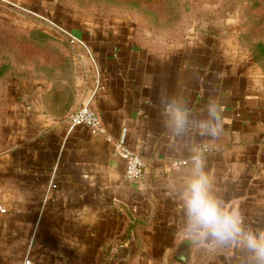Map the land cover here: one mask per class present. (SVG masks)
Here are the masks:
<instances>
[{"label":"crops","instance_id":"1","mask_svg":"<svg viewBox=\"0 0 264 264\" xmlns=\"http://www.w3.org/2000/svg\"><path fill=\"white\" fill-rule=\"evenodd\" d=\"M74 34L94 67L66 80L67 91L40 88L0 151V264H155L164 249L175 259L169 264H258L242 246L219 245L190 227L182 193L199 151L217 198L238 206L251 230L264 231L259 73L241 68L225 42L205 32L166 51L117 25ZM209 98L222 106L216 138L200 134L202 123L215 122ZM87 102L113 141L86 125L70 129V115ZM176 108L187 116L182 131L171 115ZM118 140L145 161L137 183L115 152ZM52 179L58 187L47 198ZM183 242L191 245L188 262L176 256Z\"/></svg>","mask_w":264,"mask_h":264},{"label":"rangeland","instance_id":"2","mask_svg":"<svg viewBox=\"0 0 264 264\" xmlns=\"http://www.w3.org/2000/svg\"><path fill=\"white\" fill-rule=\"evenodd\" d=\"M91 25L125 27L161 51L208 33L264 86V0H0V151L12 144L24 104L40 88L67 91L66 80L94 67L87 49L59 28L75 33ZM168 261L175 259L166 249L155 254V264Z\"/></svg>","mask_w":264,"mask_h":264},{"label":"clouds","instance_id":"3","mask_svg":"<svg viewBox=\"0 0 264 264\" xmlns=\"http://www.w3.org/2000/svg\"><path fill=\"white\" fill-rule=\"evenodd\" d=\"M206 109L215 122L202 123L200 134L216 138L224 130L222 106L209 98ZM171 115L175 119L176 130L182 131L187 123L186 113L176 108ZM191 159L194 172L182 193L190 227L219 245L242 246L252 253L258 264H264V231L251 230L238 206L230 207L217 198L214 180L206 170V160L202 153L194 151Z\"/></svg>","mask_w":264,"mask_h":264},{"label":"built area","instance_id":"4","mask_svg":"<svg viewBox=\"0 0 264 264\" xmlns=\"http://www.w3.org/2000/svg\"><path fill=\"white\" fill-rule=\"evenodd\" d=\"M59 28L62 30L64 35L68 38V40L72 44L85 47L91 58H93V55L91 54L89 47L82 38L78 37L76 34L63 27H59ZM69 122H70V129H73L74 127L79 125H86L90 128L93 134L102 135L107 139V141L110 142L114 140L112 135L108 133L106 127L102 123L98 113L90 106V102H87L86 104L82 105L77 110H75L70 115ZM114 145H115V152L126 162L127 178L132 182L135 183L139 182L143 177L144 168H145V161L143 157L120 140L114 141ZM56 170L57 169H55L53 173H56ZM57 187H58L57 183L55 182L54 179H52L48 186L47 198L50 192L57 189ZM1 210L3 209L1 208ZM30 263L31 260L29 258H27L24 261V264H30Z\"/></svg>","mask_w":264,"mask_h":264},{"label":"water","instance_id":"5","mask_svg":"<svg viewBox=\"0 0 264 264\" xmlns=\"http://www.w3.org/2000/svg\"><path fill=\"white\" fill-rule=\"evenodd\" d=\"M191 245L187 242H183L178 246L176 256L185 262H188L191 258Z\"/></svg>","mask_w":264,"mask_h":264}]
</instances>
